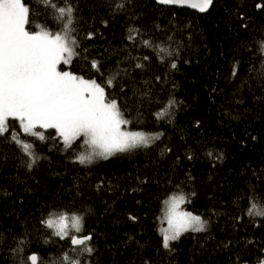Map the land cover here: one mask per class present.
<instances>
[{"label":"trees","instance_id":"obj_1","mask_svg":"<svg viewBox=\"0 0 264 264\" xmlns=\"http://www.w3.org/2000/svg\"><path fill=\"white\" fill-rule=\"evenodd\" d=\"M52 2L70 4L76 19L80 55L61 68L102 85L114 78L107 92L126 127L160 134L148 147L82 165L84 145L66 150L52 130L40 141L9 120L0 136V264H32V254L37 264H65V253L81 264H260L264 215L248 209L255 202L264 212V0H213L206 13L156 0ZM25 3L28 30H60L57 12ZM16 133L34 144L35 163L11 139ZM173 193L206 227L165 249L161 216ZM57 212L83 217L82 232H70L90 234L92 253L42 223Z\"/></svg>","mask_w":264,"mask_h":264},{"label":"snow or ice","instance_id":"obj_2","mask_svg":"<svg viewBox=\"0 0 264 264\" xmlns=\"http://www.w3.org/2000/svg\"><path fill=\"white\" fill-rule=\"evenodd\" d=\"M157 2L187 6L199 12H206L213 4V0ZM41 3L59 14L60 30L53 32L37 25V30L30 31L31 9L25 0H0V136L9 132V120L18 122L24 134L40 141L46 139L45 131L52 130V138L58 137L66 150L75 151L82 145L87 146L76 156L82 165L91 164L96 157L106 160L117 153L148 147L151 141L159 139L158 134L127 129L131 121L125 118L119 102L109 98L107 92V89L114 87V78L105 80L102 85L96 79H86L61 68V65L70 66L73 59L80 55L76 50L78 41L72 36L76 24L74 9L70 4L58 7L52 0H41ZM115 7L123 8L124 4L117 3ZM91 36L89 33L88 38ZM129 39H135V36ZM143 43L150 46L148 40ZM159 51L165 52L166 49ZM261 51L264 52V44ZM90 67L100 72L99 61L92 60ZM171 67L176 68V63H172ZM174 103L170 100L166 107L156 113V117L160 119L168 115V109ZM81 138V144H77ZM11 139L21 146L22 151L31 158V163H35L38 157L34 144L21 141L19 133L12 134ZM185 202L183 194L173 195L164 201L163 221L167 222V227L161 228L160 232L165 249L170 247V241L178 240L184 233L205 230L206 222L199 215L181 209ZM259 207L257 203H251L248 215H264L258 210ZM42 223L54 229L55 236L67 240L73 250L92 253L90 234L76 235L70 232V227L75 233L82 232L83 217L63 212ZM63 259L65 264H81L79 259L68 253L64 254ZM29 260L35 264L37 257L32 255Z\"/></svg>","mask_w":264,"mask_h":264},{"label":"rangeland","instance_id":"obj_3","mask_svg":"<svg viewBox=\"0 0 264 264\" xmlns=\"http://www.w3.org/2000/svg\"><path fill=\"white\" fill-rule=\"evenodd\" d=\"M127 129L129 130V131H136V130H131V129H129L128 127H127ZM138 131H141V130H138ZM142 132H144V131H142ZM144 133H146V132H144ZM146 134H151V135H159L160 133H146ZM86 148H87V146H85ZM85 148V149H86ZM84 149V150H85ZM83 150V151H84ZM97 159H103V158H101V157H96V158H94V160L93 161H97ZM180 194H182V193H173V194H171L168 198H166L165 200H167V199H169L171 196H173V195H180ZM184 195V194H183ZM185 196V195H184ZM164 206V205H163ZM181 209L182 210H184V211H189V210H187L185 207H184V205H181ZM60 213H62V212H57V213H55V214H53L52 216H50V217H48L47 219H49V218H54L55 216H57L58 214H60ZM193 215H198V214H194V213H192ZM71 215V214H70ZM200 216V215H199ZM162 218H161V228H164V227H167V222L166 221H163V214H162V216H161ZM201 217V216H200ZM205 227H206V225H205ZM72 230V229H71ZM70 230V231H71ZM74 231V230H73ZM260 264H264V260L260 263Z\"/></svg>","mask_w":264,"mask_h":264},{"label":"water","instance_id":"obj_4","mask_svg":"<svg viewBox=\"0 0 264 264\" xmlns=\"http://www.w3.org/2000/svg\"><path fill=\"white\" fill-rule=\"evenodd\" d=\"M157 1V0H156ZM214 3V2H213ZM160 4V3H159ZM162 5V4H161ZM170 6H174V5H170ZM212 6V5H211ZM211 6L208 8V10L211 8ZM179 7H181V6H179ZM187 7V6H186ZM189 8V7H188ZM190 9H192V8H190ZM192 10H196V11H198L197 9H192ZM207 10V11H208ZM199 12V11H198ZM200 13H206V12H200ZM32 255H35L36 257H37V254H32ZM31 255V256H32ZM31 261V260H30ZM31 263L33 264V262L31 261ZM38 263V257H37V260L35 261V264H37Z\"/></svg>","mask_w":264,"mask_h":264}]
</instances>
